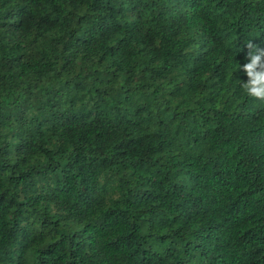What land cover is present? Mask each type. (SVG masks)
Segmentation results:
<instances>
[{
	"label": "trees",
	"instance_id": "16d2710c",
	"mask_svg": "<svg viewBox=\"0 0 264 264\" xmlns=\"http://www.w3.org/2000/svg\"><path fill=\"white\" fill-rule=\"evenodd\" d=\"M264 0H0V264H264Z\"/></svg>",
	"mask_w": 264,
	"mask_h": 264
},
{
	"label": "clouds",
	"instance_id": "9594fccd",
	"mask_svg": "<svg viewBox=\"0 0 264 264\" xmlns=\"http://www.w3.org/2000/svg\"><path fill=\"white\" fill-rule=\"evenodd\" d=\"M248 61L243 66L237 63L238 70H242L247 75V81L242 82L240 87L243 92L255 101L264 103V48L254 44L251 39L246 41Z\"/></svg>",
	"mask_w": 264,
	"mask_h": 264
}]
</instances>
